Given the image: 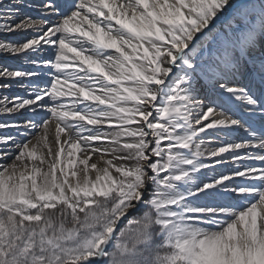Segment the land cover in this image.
<instances>
[{"label": "snow or ice", "instance_id": "snow-or-ice-1", "mask_svg": "<svg viewBox=\"0 0 264 264\" xmlns=\"http://www.w3.org/2000/svg\"><path fill=\"white\" fill-rule=\"evenodd\" d=\"M69 6L75 10L51 26L32 17L11 23L15 15L0 26V33H40L18 46L0 41V54L37 53L44 45L56 49L47 88L29 99L0 98V115L37 112L45 107L41 102L53 105L37 143L20 146L15 157L20 166L14 162L0 170V264L105 259L108 264H264V130L245 129L251 137L247 142L203 148L202 134H227L243 124L216 107L205 110L193 87L203 74L264 120V60L255 84L260 95L221 82L246 70L242 58L264 40V0H78ZM19 7L43 8L41 16L47 18L58 15L60 5L18 0L16 9L7 11ZM229 12L228 34L213 36L219 55L203 60L205 39ZM39 75L0 70V80ZM53 121L55 153L49 142ZM21 127L36 125L0 124ZM105 127L117 131L106 133ZM12 139L0 138V145ZM97 141L112 147L91 148ZM243 149L260 151L236 155L235 161H260L261 166L203 176L205 169L228 163L225 154ZM89 151L114 159L103 160L99 168L89 164ZM45 164L47 171L40 167ZM236 178L248 183L232 186ZM224 196L242 199L225 204ZM139 206H146L145 213L129 218L126 229L118 231Z\"/></svg>", "mask_w": 264, "mask_h": 264}, {"label": "rangeland", "instance_id": "rangeland-1", "mask_svg": "<svg viewBox=\"0 0 264 264\" xmlns=\"http://www.w3.org/2000/svg\"><path fill=\"white\" fill-rule=\"evenodd\" d=\"M30 1V4L33 5H42L45 3V0H27ZM58 2V4L60 5V8L58 9V15L56 16H49L47 18L42 17L41 16V12H43V8H30V7H19L18 12L13 11V12H8V9H16L17 4H18V0H0V26H3L4 23L2 22V20L8 16V15H15V20L12 21L11 23H19L21 20H24L26 17L29 16H25L24 14H22L24 11H29V9L35 13L34 15H36L34 18L38 23L41 20L46 19L47 22L49 23V26L54 25L55 23H57V21L59 19L62 18L63 14H67V12L75 10L74 8L68 9V7H65L66 4L69 3V0H56V3ZM25 4H27L24 1ZM231 13H226L222 18L219 19V21L221 19H223L224 17H230ZM229 31V24L224 25V24H219L218 26L214 27L213 29V33L211 36H209L207 39H205L204 41V45H205V51L203 53V60L205 61H209V58H215L216 56L219 55V44L213 39V36H216L217 34H219L220 39H223L224 35H227ZM18 34H22L24 37H22V39L19 42L16 41H4L3 39H0V41H3L4 43L7 44H11L13 46H18L19 44L26 42L28 40H30L33 37H36L38 35H40V33H36V32H32V31H26V32H12V33H0V36H9L10 39H15L16 35ZM55 39V38H54ZM263 43L264 41L261 40ZM261 42V43H262ZM55 47L54 46H50V45H44V47L41 49V51L37 52V53H26L20 56H11V55H7V54H0V70L3 69H8V70H20V71H24V72H37L40 75L37 77H33L31 79H27V78H22V79H16V80H7V79H3L0 80V85H4L5 82H9V84H11L10 88H0V92H4L6 94H8V98H11L13 100H15L16 98H18L17 96H12L11 93L12 92H17L18 94L22 95L24 99H29L32 98V96L35 94L36 91L42 89V88H47L50 84L51 81V77L53 74H55V70L54 69H50L48 67V63L49 61H52L54 58V54H55ZM252 53H254V51L251 52V55H253ZM250 55V56H251ZM255 55V53H254ZM251 56L252 58H257L255 56ZM243 59H249V57H243ZM249 59V60H251ZM264 60V59H263ZM3 63H9V66H6V64L4 65ZM245 71V70H244ZM244 71H237L235 73H229L221 82L225 83L228 86H231V83L235 80L236 75L240 76L241 73H244ZM247 78V76H244L243 79L245 80ZM14 83H20V84H14ZM193 87L195 88V95L197 96V98L199 100H201L203 102V106L204 109L206 110V108L208 106H213L216 107L217 110L223 114H225L226 116L231 117L232 113L229 114V112H227V109L222 108V104H221V98L219 97L220 94L223 95L225 94V92H223L220 88H219V83H210L208 77L204 76L203 74H201V76L198 78V80L196 82L193 83ZM197 93H199V95H197ZM199 96V97H198ZM203 96V97H202ZM229 98H231L233 101H237L234 98L230 97L228 95ZM43 103V102H41ZM158 103H162L161 101H158ZM52 105H45L44 108H48L51 107ZM43 109H38L37 112H32L29 109H24L21 110V115L24 117V119L20 122L17 123L16 121L11 120L10 118L14 117L15 114H11V115H0V124H18V125H23L28 121H31L35 124V116L37 113L41 112ZM233 118V117H231ZM49 118H46V120H48ZM234 119H237L236 117H234ZM43 126V125H42ZM49 138H53L55 137V121L52 122L51 125H49ZM43 128V127H42ZM3 131L6 132V134L1 135L0 138H11V134H15V136L13 137L12 141L14 139H17L18 142H13V147H12V153L7 149H5L6 145H0V161H7L6 163H0V170H2L3 167H10L14 161H15V157L18 155L19 150H20V146L23 144H27L29 143V141H31V143L33 144H29V147L32 145L36 144V135H42L43 134V129H40L39 127H34L31 129H26V128H0ZM239 131L241 132V135L244 134V132L242 131L241 128H238ZM237 128L233 129L235 131H238ZM102 131L106 132V133H110V132H114L117 131V129H109L107 127L101 129ZM232 130L228 131L227 134H225L223 131L221 130H209V132L202 134V138L204 140V144L202 145L203 148L206 149H214V148H218L222 145L225 144V142L228 143H232V142H242L244 141L242 136L241 138H237L234 139L231 133ZM238 131V132H239ZM33 132V133H32ZM260 132V131H259ZM69 135H71V133H69ZM204 136V137H203ZM35 139V142H34ZM62 139H66L64 137H62ZM200 139V138H198ZM166 146V145H163ZM91 148H98L101 150L104 149H110L112 146L106 142V141H97L94 142L93 144L90 145ZM46 150V149H45ZM260 150L258 149H243L240 150L239 153H227L225 154V156L228 158L229 162L226 164H217L215 167L213 168H209V169H205L203 172V176L204 177H212V176H216V175H220V174H228V175H234V172L237 168L241 169V170H246L247 166L249 165H253L255 164L257 167L261 166V162L260 161H235V156L236 155H248L250 152L251 153H257ZM92 156V160L89 161V164L92 163H96L98 166H105L104 163L102 162L103 160H108V159H114V157L112 155H107V154H103L102 152L98 151L95 154H93L92 152L89 154ZM81 159L86 158V155L83 153L82 155H80ZM45 159L48 160L49 162H51L52 158L49 157L47 154L45 155ZM219 159V158H217ZM235 161V162H233ZM205 163H214V161H208L205 160ZM78 163V162H77ZM114 163H116L117 165H119L121 163V161H114ZM228 165H232L233 168H230L228 170H224V168L228 167ZM129 166H131V163L129 164ZM42 167L44 168L45 171H47V165H42ZM224 171H222V170ZM114 175H117L115 173H113ZM149 175H152L151 172H149ZM166 175V174H165ZM203 178V177H202ZM232 186H236L238 184L241 183H248L246 181H244L242 178H236L234 181H230L229 182ZM151 194V187L149 189V195ZM227 196L221 197L220 201L222 203L225 204H233L236 205L237 203H239L241 201V197H237V196H233L231 199ZM148 197H146L147 199ZM147 210L146 206H139L135 217L133 218H140L145 211ZM127 225L125 226L124 229H126ZM123 229V230H124ZM114 251V250H113ZM104 260L101 261V263H103Z\"/></svg>", "mask_w": 264, "mask_h": 264}, {"label": "bare ground", "instance_id": "bare-ground-1", "mask_svg": "<svg viewBox=\"0 0 264 264\" xmlns=\"http://www.w3.org/2000/svg\"><path fill=\"white\" fill-rule=\"evenodd\" d=\"M27 4H29V1H26V0H24ZM24 15L25 16H32L30 13H28V12H24ZM2 22L5 24V23H8V21L4 18L3 20H2ZM12 22V21H11ZM22 37H24L22 34H19V35H17L16 36V39H10L9 38V36H6V35H4V36H0V39H3L4 41H9V40H12V41H20L21 39H22ZM4 65L6 64V66H9L10 64L9 63H3ZM5 84H9V82H5ZM15 85L16 84H20V83H14ZM11 95L12 96H17L18 98H23V96L22 95H20V94H18L17 92H12L11 93ZM8 96V94H6V93H4V92H0V98H2V97H7ZM42 104H45V105H52V102L51 101H47L46 103L45 102H43ZM53 106V105H52ZM22 113H21V111L19 112V113H15V115H14V117H12V118H10L11 120H13V121H16L17 123H20L23 119H24V117L21 115ZM35 118V125L37 126V127H39L40 129H43L42 127V125L44 124V122L46 121V118H49L50 119V113L47 111V108H44L41 112H39V113H37L36 114V116L34 117ZM261 120V119H260ZM261 121H264V120H261ZM50 127V126H49ZM260 128H262V127H260ZM43 132H44V129H43ZM33 133V132H32ZM4 134H6V132L5 131H3L2 129H0V136L1 135H4ZM55 134V133H54ZM11 136V138H13L14 136H15V134L13 135V134H11L10 135ZM36 141L38 140V138L40 137V135H36ZM204 137V136H203ZM239 136L237 135V138H238ZM13 142H18L17 141V139H14L10 144H8V145H6L5 146V149H7L8 148V150L11 152L12 151V147H13ZM34 142H35V139H34ZM49 142H50V144H51V147H52V149H53V153H55L57 150H58V145H57V143H55V141H54V137L53 138H49ZM37 143V142H36ZM31 144H33V143H31ZM31 147V146H30ZM12 153V152H11ZM91 153V151H89L88 153H87V155H89ZM47 154V150H44V155H46ZM83 153H81L80 155H82ZM7 161H0V163H6ZM14 162H16V161H14ZM78 162V161H77ZM17 164H18V166H20L19 165V162H16ZM79 163V162H78ZM40 167H42V165H40ZM99 168H103V166H98ZM233 166H231L230 165V167H226V168H224V170H228V169H230V168H232ZM90 175L92 176V178L93 179H95V176H96V173L95 172H91L90 173ZM81 178H83V174L81 173Z\"/></svg>", "mask_w": 264, "mask_h": 264}, {"label": "water", "instance_id": "water-1", "mask_svg": "<svg viewBox=\"0 0 264 264\" xmlns=\"http://www.w3.org/2000/svg\"><path fill=\"white\" fill-rule=\"evenodd\" d=\"M134 213L133 212H130L129 213V215H128V217H125V219L120 223V226H119V229H118V231L120 230V228L123 226V223H125L127 220H128V218L131 216V215H133ZM111 248V247H110ZM109 248V249H110Z\"/></svg>", "mask_w": 264, "mask_h": 264}, {"label": "trees", "instance_id": "trees-1", "mask_svg": "<svg viewBox=\"0 0 264 264\" xmlns=\"http://www.w3.org/2000/svg\"><path fill=\"white\" fill-rule=\"evenodd\" d=\"M108 264V263H107Z\"/></svg>", "mask_w": 264, "mask_h": 264}]
</instances>
